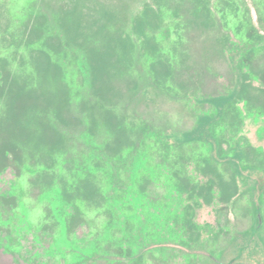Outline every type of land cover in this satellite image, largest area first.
Instances as JSON below:
<instances>
[{
    "label": "rangeland",
    "instance_id": "1",
    "mask_svg": "<svg viewBox=\"0 0 264 264\" xmlns=\"http://www.w3.org/2000/svg\"><path fill=\"white\" fill-rule=\"evenodd\" d=\"M0 264H264V0H0Z\"/></svg>",
    "mask_w": 264,
    "mask_h": 264
}]
</instances>
